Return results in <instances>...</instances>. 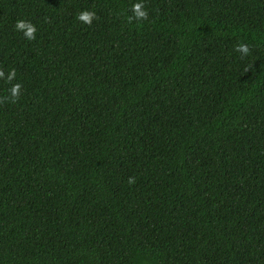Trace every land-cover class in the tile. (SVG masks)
Returning a JSON list of instances; mask_svg holds the SVG:
<instances>
[{
    "label": "trees",
    "instance_id": "trees-1",
    "mask_svg": "<svg viewBox=\"0 0 264 264\" xmlns=\"http://www.w3.org/2000/svg\"><path fill=\"white\" fill-rule=\"evenodd\" d=\"M0 72V264H264V0H0Z\"/></svg>",
    "mask_w": 264,
    "mask_h": 264
},
{
    "label": "clouds",
    "instance_id": "clouds-1",
    "mask_svg": "<svg viewBox=\"0 0 264 264\" xmlns=\"http://www.w3.org/2000/svg\"><path fill=\"white\" fill-rule=\"evenodd\" d=\"M142 8H143L142 4L134 5V11H135L137 20L147 19L148 14L146 11L142 10ZM77 18H78V20H80L86 24L91 25L92 21L95 19V13L84 11V12L80 13V15ZM16 27L18 30H22L24 32V35L27 39H29V40L35 39L36 28L33 25H31L30 23L20 21L17 23ZM237 50L240 52H243L245 54H247V52H248V48L245 45L238 46ZM2 76H3V73L0 72V77H2ZM14 76H15V73L14 72L11 73L8 76V80H12L14 78ZM20 87L21 86L19 84H17L11 88V96L13 98L18 97L19 92H20ZM129 182L131 183L132 181L130 180Z\"/></svg>",
    "mask_w": 264,
    "mask_h": 264
}]
</instances>
